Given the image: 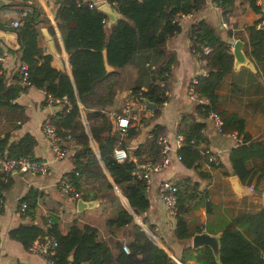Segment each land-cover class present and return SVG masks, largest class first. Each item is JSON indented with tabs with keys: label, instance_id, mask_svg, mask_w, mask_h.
Masks as SVG:
<instances>
[{
	"label": "trees",
	"instance_id": "16d2710c",
	"mask_svg": "<svg viewBox=\"0 0 264 264\" xmlns=\"http://www.w3.org/2000/svg\"><path fill=\"white\" fill-rule=\"evenodd\" d=\"M13 1L23 7L18 10L16 20L19 24L13 29L18 39L20 61L27 66V80L45 94L50 93L54 97L65 95L72 101L70 104L61 103L46 121L54 126L58 134H70V143L77 145L71 150L73 167L68 174L79 192L78 197L100 199L105 215L103 227L108 235L116 236L117 252L113 253L107 239L99 237L96 226L75 219L65 232H61L56 218L52 217L44 231L33 224H18L8 230V236L25 249L37 237L53 236L56 241L54 253L46 256L52 259L53 264H178L148 236L140 224L134 222V216L122 204L100 161L134 213L155 234L154 227L144 216L149 207L146 184L132 174L136 162L130 157L116 160L113 150L116 145H121L138 159L155 160L161 157L157 139L159 135L166 134V127L156 119L160 114L159 107L168 99L171 70L176 63V55L166 48V42L180 30L178 14L198 12L206 0H120L117 6L120 17L110 24L102 22L107 20L106 15L96 7L89 8L87 0H54L57 5L52 18L67 52L70 74L65 67L51 65V55L43 53L38 45L42 24H46L47 31L53 34L42 5L36 0ZM247 1L255 11H261L257 0ZM233 2L219 0L223 14L226 13L225 7L230 8ZM261 19L257 18L247 25L250 53L257 61L264 58V28L256 26ZM5 25V20H0V27ZM189 37L192 52L198 59L205 60L208 70L197 76L194 84L197 94L206 101L196 103L195 112L184 113L177 124L176 131L184 137L178 149L180 162L187 168L195 169L199 179H211V172L201 165L202 161L208 162L205 151L209 144L203 128L204 119L211 111H216L222 117L221 132L236 131L241 138L227 155L232 173L242 184L256 188L257 183L264 180V138L251 137L241 115L218 109V88L226 73L233 69L230 44L212 23L203 18L192 23ZM206 47L209 48L207 52L204 51ZM132 61L138 68L133 95L143 104L144 99H148L156 108L152 115L140 120L144 126L151 125L146 138L129 148L130 139L138 134L140 127L136 123L123 133L113 130V122L105 107L113 102L121 68ZM104 62L114 69L107 72ZM15 77L17 82L6 83L0 76V104H9L10 99L29 86L20 82L19 70ZM141 85H146L147 89H141ZM81 110L100 161L90 145ZM200 143L203 145L200 146ZM33 144L34 138L29 133L9 141L5 132L0 137V156L32 155ZM174 183L178 204L173 218L176 239L189 240L195 232L203 229L220 234L219 260L209 246L194 249L188 244L183 248L182 263L186 264L187 258H191L197 264H264V205L235 215H217L214 222L208 219L201 224L192 214L193 209L202 204L207 215L215 210L207 188L200 190V180L188 176ZM9 185V173L0 171L1 201ZM22 201L27 203L23 214H29L33 201H29L28 194L20 197L17 205ZM122 239L128 251L122 248Z\"/></svg>",
	"mask_w": 264,
	"mask_h": 264
},
{
	"label": "crops",
	"instance_id": "0c3cea01",
	"mask_svg": "<svg viewBox=\"0 0 264 264\" xmlns=\"http://www.w3.org/2000/svg\"><path fill=\"white\" fill-rule=\"evenodd\" d=\"M39 3L49 18L53 34L47 31L46 24L40 26L41 35L38 45L43 53L51 55V65L56 68L68 65L67 52L64 50L60 33L56 27L52 14L57 3L54 0H42ZM97 1V0H94ZM210 0L193 18L180 21V30L168 38L166 48L176 55V63L171 70V84L169 85L168 99L159 107L160 114L156 121L166 127V134L173 137L177 124L184 113L195 112V102L188 96V84L193 77L205 74L208 70L204 59H198L191 50L189 30L192 23L200 18L208 20L226 39L232 38L230 44L233 51V42L242 41L240 50L241 59L233 56V69L224 76L222 85L218 88V109L227 112H235L245 119V129L253 138H264V58L255 60L250 53L247 25L257 18H264V0H257L261 11H255L247 0H234L230 8H216ZM23 9L13 0H0V20H5L6 25L0 27V53L3 54L1 62L2 77L6 83L17 82L19 45L15 30L16 25L11 21L18 18V10ZM51 17V18H50ZM52 19V20H51ZM52 22H54L52 24ZM114 23V22H112ZM50 35L57 54H53L47 45V38L41 28ZM56 42V43H55ZM58 49L56 48V45ZM104 68L108 72L113 70L112 65L104 62ZM68 72V71H67ZM138 68L135 62H128L121 68V78L115 89L112 104L105 108L110 120L113 115L123 112L126 104H132L137 113L134 124L140 127L129 141V148L142 142L151 125L144 126L140 121L152 115L153 109L138 102L132 93V87L136 83ZM141 89H147L141 85ZM43 90L29 85L20 91L16 97L10 99L9 104H0V137L6 132L9 141H15L22 134L29 133L34 138L32 155L48 162V172L45 174H30L10 172V185L3 193L0 209V264H13L21 262L25 264H47L46 255L42 252H34L25 249L21 244L8 236V230L18 224H33L46 230L52 217H55L61 232H65L72 220L86 222L98 228L99 237L107 239L113 253L117 252L115 245L116 236L108 235L103 227L104 214L101 210L100 199L95 207L77 212L75 200L70 194L63 193L58 185L59 178L69 173L73 167L70 141H68V153L61 159H55L49 148L48 141L41 134L40 126L48 116L55 114L61 104H50L44 100ZM81 114L83 112L81 110ZM203 133L209 139L208 149L214 153L221 165H208L201 162L206 170L211 172L210 180H201L197 171L182 165L180 160L172 159L171 163L162 171L153 172L150 184L147 187L149 207L144 212L145 218L154 227L155 236L160 240L167 252L177 258H181L183 248L191 246L189 240H178L174 234V217L169 216L164 209L160 198L158 185L163 180L176 181L188 176L193 180H200L199 189L207 188L209 199L215 204L214 213L207 215L204 205L200 204L193 209L192 214L201 224L208 219L214 222L217 215H235L249 210H255L264 205V180L257 183L256 188H250L242 184L238 177L232 173L228 162V152L239 137L229 133L218 132L209 117L205 118ZM132 124V125H134ZM237 137V138H236ZM203 143H200V146ZM199 146V145H198ZM29 195V201L34 205L29 214L17 212V201L23 195ZM48 218L49 222L46 221ZM206 230V229H205ZM118 238V236H117ZM124 239H122L123 241ZM192 247V246H191ZM195 249V248H194ZM184 264V263H183ZM186 264H197L194 259L187 258Z\"/></svg>",
	"mask_w": 264,
	"mask_h": 264
},
{
	"label": "built area",
	"instance_id": "2783aa9c",
	"mask_svg": "<svg viewBox=\"0 0 264 264\" xmlns=\"http://www.w3.org/2000/svg\"><path fill=\"white\" fill-rule=\"evenodd\" d=\"M87 6L89 8L96 7V1L94 0H87ZM112 6L114 9L117 10V6L120 0H100ZM212 6L216 8H220L218 5L219 0H210L209 1ZM97 8V7H96ZM195 12H187V13H179L177 16V20L179 22L184 20H189L193 18ZM106 20H102L105 22ZM12 25H18L19 22L14 19L11 21ZM256 26L258 28H264V18L257 22ZM204 51H209V48H204ZM3 61V54L0 53V76L2 75V67L1 62ZM18 70L20 73V82L24 85H30L29 81L27 80V66L24 62L19 63ZM197 76L193 77L189 84H188V96L197 103L205 102L206 99L200 97L194 87L196 82ZM44 100L50 104H70L72 102L70 99H67L65 95L60 97H54L50 93H46L44 96ZM81 107V104H79ZM113 130H118L121 133L125 132L134 122L137 120V113L134 111L132 104H126L123 108L122 113L114 114L113 115ZM208 117L213 122L216 130L218 132L222 131V117L216 111H211L208 114ZM41 134L46 138L48 141V145L50 150L52 151L53 157L55 159H61L68 153V141H70V134L66 133L64 135L58 134L52 124L47 121H44L40 126ZM231 135L236 136L235 132L230 133ZM237 138V137H236ZM183 134L181 132H175L173 137H169L167 134H161L158 136L157 142L160 146V155L159 159H138L135 154H130L126 147L121 145H116L113 150V155L118 161H122L127 157L132 158L136 163L132 170V174L135 175L137 178L144 181L146 187L150 184L151 175L153 172L162 171L164 170L172 161V159L180 160L181 156L178 154V149L182 145L183 142ZM241 138L238 137L235 144H239ZM135 147L134 145L131 148ZM208 153L207 160L208 165L218 164L219 160L217 156L210 152L209 149L205 151ZM0 171L4 173L10 172H19V173H30V174H45L48 172V162L45 160H39L35 158L31 154L20 155V156H0ZM76 174V172H74ZM58 185L60 190L65 194H70L74 198H78L79 192L75 190L71 177L68 173L63 174L58 181ZM252 188V185H248ZM159 194L161 201L163 203L165 212L174 217L177 209V186L173 181L170 180H163L158 185ZM0 200V209H1ZM27 208V203L22 201L17 206V212L19 214H23ZM46 221L49 222L48 218ZM56 246V241L51 235H45L41 237H37L32 241L28 249L34 252H42L46 256H50L54 253V247ZM122 248L125 251H128V246L125 240L122 241ZM47 264H53L51 258H46Z\"/></svg>",
	"mask_w": 264,
	"mask_h": 264
},
{
	"label": "water",
	"instance_id": "95a60500",
	"mask_svg": "<svg viewBox=\"0 0 264 264\" xmlns=\"http://www.w3.org/2000/svg\"><path fill=\"white\" fill-rule=\"evenodd\" d=\"M40 3H44L42 0H39ZM96 7L98 10H100L101 12H103L106 17H107V20H106V24H110L112 22H115L119 17H120V13L118 10L114 9L112 6H110L109 4L105 3V2H102L100 0H97L96 1ZM51 18V17H50ZM52 20V19H51ZM54 22H52L53 24ZM42 32L44 33L45 37L47 38V45L49 47V50L53 53V54H57V52L55 51V48L53 46V42L50 38V35L45 31V29L42 27L41 28ZM233 41L232 38H229L227 40L228 43H231ZM242 45V41L240 40H235L233 42V51H232V54L233 56L239 60L241 59L240 56H242V52L240 50V47ZM67 67V71H68V74H70V69L68 67V65H66ZM144 104L146 107H149L151 109H155L156 108V105L149 101L148 99H144ZM82 115V114H81ZM82 119H83V124L85 126V130L89 136V140H90V145L92 147V150L94 151V153L96 154L97 158L99 159V155H98V150L96 148V145L95 143L93 142L90 134H89V130H88V126H87V123L85 122L84 120V117L82 115ZM72 148L73 149H76L77 148V145L74 144L72 145ZM100 161V159H99ZM100 164L102 166V169L106 175V177L108 178V180L110 181V183L113 184V187H114V191L119 195L121 201H122V204L131 212V214L134 216V222L135 223H138L142 226V228L146 231V233L148 234V236L156 243L158 244L160 247H162L163 249H165L160 240L155 236L154 233H152V231L150 229H148V227L144 224V222L141 220V218L136 215L134 213V211L131 209V207L129 206L127 200L125 199V197L122 195V193L120 192L119 188L114 184L112 178H110V176L108 175L106 169L104 168L102 162L100 161ZM99 202L98 199H82L80 197H78L76 200H75V210L77 212H80V211H83L84 209H91L93 207L96 206V204ZM219 240H220V234L219 233H216V234H212V233H209L207 232L205 229H203L202 231L200 232H195L192 236H191V246L195 249L199 248L200 246H204V245H207L209 246L212 251H213V254L215 256V258L217 260H219ZM166 250V249H165ZM167 251V250H166ZM168 254L178 263V264H183L182 261L177 258L176 256H174L172 253L168 252ZM70 258V257H69Z\"/></svg>",
	"mask_w": 264,
	"mask_h": 264
},
{
	"label": "rangeland",
	"instance_id": "374dc122",
	"mask_svg": "<svg viewBox=\"0 0 264 264\" xmlns=\"http://www.w3.org/2000/svg\"><path fill=\"white\" fill-rule=\"evenodd\" d=\"M39 3V0H36Z\"/></svg>",
	"mask_w": 264,
	"mask_h": 264
}]
</instances>
